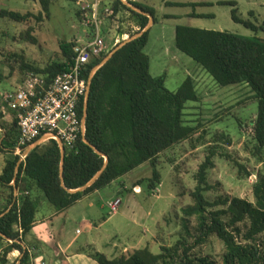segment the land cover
Masks as SVG:
<instances>
[{
	"label": "trees",
	"instance_id": "obj_1",
	"mask_svg": "<svg viewBox=\"0 0 264 264\" xmlns=\"http://www.w3.org/2000/svg\"><path fill=\"white\" fill-rule=\"evenodd\" d=\"M58 1L39 0L42 10L37 14L12 11L4 5L0 7V19L28 25L22 37L36 44L32 25L50 20L51 7ZM128 3L143 13L128 7L122 0H102V12L110 8L112 20L128 13L127 21L121 22L126 25H121L119 30L127 40L146 30L150 24L146 14L152 16L154 25L157 23L155 9L133 0ZM218 4L234 8V22L256 34L264 32V27L238 17L235 2ZM210 5L212 3L167 2V6L173 7ZM82 13L79 10L78 17L83 20ZM172 17L178 18L165 16ZM151 29L127 43L107 63L102 65L124 41L89 66L85 75L90 81L86 133L80 135L73 149L65 148L63 177L62 149L55 140L41 143L28 153L25 162H20L16 155L18 119L13 113L14 117L7 120L0 100V155L5 156L0 172V264H17L18 259L11 258L14 253L22 256L20 264H31L28 237L36 223L41 199L57 213H65L86 196L111 186L145 164H150L152 176L139 180L134 187L147 183L149 191H156L163 179L161 155L192 141L198 134L201 125L195 127L185 120L187 104L200 101L196 83L188 77L173 93L166 88L165 75L154 77L151 74V58L146 53ZM175 42L177 49L199 64L220 87L246 85L259 104L254 141L261 154L258 162L263 168L254 185L255 202L228 196H219L213 201L207 198L206 195L216 189L209 182L210 171L216 167L215 159L233 160L223 149V146L233 145L231 136L218 132L194 176L197 186L190 192L193 202L182 209L180 220L184 235L177 243L162 245L159 254L145 247L113 259L104 253H96L93 258L98 264H264V39L178 25ZM77 44V41L61 43L62 60L45 68L30 65L24 55H20V69L27 75L34 73L52 81L69 70ZM85 105L86 99H83L79 107L81 120L85 118ZM235 163L247 176L251 175L244 165ZM103 169L93 184L82 191ZM211 238H217L224 246L221 263L197 252Z\"/></svg>",
	"mask_w": 264,
	"mask_h": 264
},
{
	"label": "rangeland",
	"instance_id": "obj_2",
	"mask_svg": "<svg viewBox=\"0 0 264 264\" xmlns=\"http://www.w3.org/2000/svg\"><path fill=\"white\" fill-rule=\"evenodd\" d=\"M84 1L59 0L52 5L51 19L42 24L32 25L35 29L33 35L37 39L36 44L22 37L28 25L0 19V100L2 95L16 89L27 76L20 69V55H24L30 65L45 68L47 64L62 60L61 43L86 42L92 29L100 30L108 51L122 40L123 35L119 30L121 25L122 27L126 25L121 22L127 21L128 13H122L112 20L106 13L108 7L104 13L101 4L99 8L101 21L99 20L98 26L95 27L93 21H84L78 17L79 10L83 12L82 16L85 18L87 16L83 9L88 10L93 7L94 0ZM136 1L156 10L157 23L155 25L153 23L146 49V53L151 58V74L154 77L165 75L166 88L173 93L178 91L188 77L194 79L200 101L187 104L185 120L192 126L197 127L200 124L201 127L192 141L178 145L161 155L160 170L163 179L156 191H149L147 183L134 187L139 180L149 179L152 176V168L150 164H146L96 196V208L89 213L99 224H102V231L110 238L119 236L122 242L128 244L130 240L139 237L136 235L148 229L146 238L143 237L146 240L141 244L142 247L133 246V248L149 246L154 254H159L162 245L173 246L184 235L180 220L183 216L182 209L193 202L190 192L197 186L194 176L204 162L206 149L211 145L216 133L225 132L231 136L233 145L230 148L223 146L225 147L223 149L232 155L233 160L219 157L215 159L216 167L210 171L209 182L216 189L206 195L208 199L213 201L219 196H228L255 202L254 185L263 168L258 162L261 154L256 150L254 141V121L257 118L259 104L254 100L251 89L246 85L220 87L199 64L177 49L176 27L181 25L264 39V32L256 34L242 24L234 22L233 7L218 4V2H235L238 17L251 20L256 26L264 27V0ZM166 2L212 3V5L197 8L166 7ZM4 5L9 10L21 13L37 14L42 10L39 0H0V7ZM192 14L213 16V18L192 17ZM166 15L178 18H165ZM7 118L10 120V115ZM1 158L4 157L0 156V166L3 165ZM235 161L244 165L251 175L247 176L241 171ZM120 182L127 189L121 192L123 205L118 214H114L106 203L109 198L114 199L116 193L122 190ZM44 202L48 207L47 211L51 212L52 206L46 200ZM104 216L108 219L107 223L102 220ZM87 238V233L80 237L77 247L84 248L83 251L86 253H94V247L87 245L89 240ZM134 244L136 243L133 241ZM124 249L119 248L116 256L135 250ZM99 250L101 253L105 252L102 248ZM223 251L224 246L217 238H211L207 244L197 249L200 255L211 256L218 263H221ZM47 254L42 256L47 264H56L55 257L50 256V253Z\"/></svg>",
	"mask_w": 264,
	"mask_h": 264
},
{
	"label": "built area",
	"instance_id": "obj_3",
	"mask_svg": "<svg viewBox=\"0 0 264 264\" xmlns=\"http://www.w3.org/2000/svg\"><path fill=\"white\" fill-rule=\"evenodd\" d=\"M122 2L133 7L128 0ZM101 4L102 0H94L93 7L83 9L87 16L83 20L93 21L94 26H98ZM106 13L111 14L110 8L106 9ZM108 52L100 30L92 29L86 42H78L75 46L67 72L49 82L45 76L30 73L16 89L1 96L4 114L15 113L18 119L16 155L20 157V162L26 161L28 150L37 144L55 140L65 148L73 149L80 135L85 136L86 124L79 117L80 104L90 89V81L85 75L92 62ZM120 205L121 200H117L111 205L112 211L117 212Z\"/></svg>",
	"mask_w": 264,
	"mask_h": 264
},
{
	"label": "crops",
	"instance_id": "obj_4",
	"mask_svg": "<svg viewBox=\"0 0 264 264\" xmlns=\"http://www.w3.org/2000/svg\"><path fill=\"white\" fill-rule=\"evenodd\" d=\"M133 1L137 2L136 0ZM86 2L89 5L91 4V2L89 1ZM166 7H168L167 2ZM122 37L123 38L121 41H126L128 38L125 35H123ZM8 115H10V118L14 117L13 113H9ZM0 156L5 158L4 155ZM4 158H1L3 165ZM3 165L0 166V172L3 168ZM140 168H142V166ZM111 186L103 190H106ZM120 187L122 190L116 193V197L114 199L109 198L107 200V207L111 208L112 204H114L117 200H121L120 194L127 188L121 182ZM103 190L86 196L77 205L73 206L69 211L65 213H57L54 209H52L51 212H48V207L44 202L45 200L41 199V207L37 214L36 223L34 224L32 234L28 237L29 244L27 246V249L29 250V253L31 255V264H47L46 259L42 257L43 254L48 255L47 253H50V256L55 257L56 264H98V262L94 260L93 255H95L96 253H101V250H99L100 248L105 250V252H103L104 254H106L110 259H113L115 257H118L116 256V253L118 252L119 248H125L124 250L126 251V248L135 250L138 249L133 248V246L142 247L141 244L144 240H146L143 239V237L146 238V232H148V229L144 230L140 235H136L139 237H136L132 241L130 240L129 244L132 245L130 246L127 242H122L119 236H112V238H110V236L102 231V224H99V222H97L91 216L89 212L93 211L96 208L97 199L95 198L96 196H99V194H101ZM122 205L123 203L121 200L120 207H122ZM120 207L115 213L111 209L112 213L118 214ZM40 212L42 213L41 215ZM102 220L106 223L108 221L105 216L102 218ZM85 233H87V239H89L87 245L94 247L96 253H86L83 251L84 248L77 247L80 237H82ZM133 241L136 244L133 245ZM54 253H56V255H54ZM21 257L22 256L19 253H14L11 256L13 260L18 259L17 264H20Z\"/></svg>",
	"mask_w": 264,
	"mask_h": 264
},
{
	"label": "water",
	"instance_id": "obj_5",
	"mask_svg": "<svg viewBox=\"0 0 264 264\" xmlns=\"http://www.w3.org/2000/svg\"><path fill=\"white\" fill-rule=\"evenodd\" d=\"M132 9H134V10H136V11H138V12H140V13H143L141 10H139L138 8H135V7H132ZM149 18H150V24L148 25V27L146 28V30H144L142 33H140L139 35H137V36H135V37H133L132 39H129V40H126V41H124L120 46H118L108 57H107V59L102 63V65L103 64H105V63H107L122 47H124L127 43H129L130 41H132V40H135V39H137V38H139V37H141V36H143V34L145 33V32H147L152 26H153V23H154V21H153V18H152V16L150 15V14H146ZM101 65V66H102ZM99 69V68H98ZM97 69V70H98ZM96 72V71H95ZM89 97H90V89H89V91H88V94H87V97H86V105H85V118H84V122H85V124H86V117H87V115H88V102H89ZM84 141L87 143V144H89V142H88V140L86 139V138H84ZM60 144V146H61V149H62V155H63V162H62V177H63V173H64V162H65V153H66V151H65V147H64V145L62 144V143H59ZM39 144H37L34 148H36L37 146H38ZM34 148H31L30 150H28V153H30ZM107 163H108V158L106 159V165H105V167L107 166ZM105 167H104V169H105ZM104 169L87 185V186H85L84 188H82L81 190L83 191V190H85L86 188H88V187H90L92 184H93V182L103 173V171H104Z\"/></svg>",
	"mask_w": 264,
	"mask_h": 264
}]
</instances>
